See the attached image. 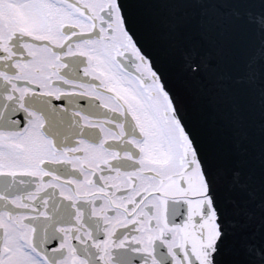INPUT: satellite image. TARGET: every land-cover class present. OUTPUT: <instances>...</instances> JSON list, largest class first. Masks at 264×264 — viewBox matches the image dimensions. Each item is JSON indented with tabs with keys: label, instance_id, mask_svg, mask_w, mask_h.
<instances>
[{
	"label": "snow or ice",
	"instance_id": "obj_1",
	"mask_svg": "<svg viewBox=\"0 0 264 264\" xmlns=\"http://www.w3.org/2000/svg\"><path fill=\"white\" fill-rule=\"evenodd\" d=\"M0 264H264V0H0Z\"/></svg>",
	"mask_w": 264,
	"mask_h": 264
},
{
	"label": "water",
	"instance_id": "obj_2",
	"mask_svg": "<svg viewBox=\"0 0 264 264\" xmlns=\"http://www.w3.org/2000/svg\"><path fill=\"white\" fill-rule=\"evenodd\" d=\"M234 36L238 44L243 45L247 39V30L240 21L233 22Z\"/></svg>",
	"mask_w": 264,
	"mask_h": 264
}]
</instances>
